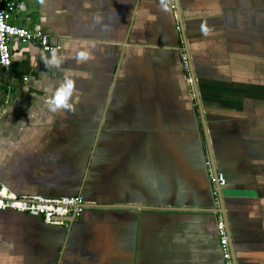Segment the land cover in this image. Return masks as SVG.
I'll use <instances>...</instances> for the list:
<instances>
[{
	"label": "crops",
	"instance_id": "crops-1",
	"mask_svg": "<svg viewBox=\"0 0 264 264\" xmlns=\"http://www.w3.org/2000/svg\"><path fill=\"white\" fill-rule=\"evenodd\" d=\"M179 3L216 167L226 177L237 264H264V0ZM172 5L20 3L12 23L40 26L61 48L16 42L10 68L0 66L2 183L18 194H81L85 203L213 205ZM218 215L86 207L66 227L0 210V264H223Z\"/></svg>",
	"mask_w": 264,
	"mask_h": 264
},
{
	"label": "built area",
	"instance_id": "built-area-1",
	"mask_svg": "<svg viewBox=\"0 0 264 264\" xmlns=\"http://www.w3.org/2000/svg\"><path fill=\"white\" fill-rule=\"evenodd\" d=\"M22 1L24 0H0V66L6 70L12 64V52L16 42L36 43L45 52H53L61 48L60 44L52 42L51 33L45 31L40 26L30 28L26 25L12 23L11 16ZM172 7L175 8V5H172ZM176 28L180 30L179 23H177ZM180 56L183 68L189 73L190 61L184 48L181 50ZM187 81L192 85L190 76H188ZM191 91L193 92L192 87ZM3 109L4 107L0 108V122ZM209 178L213 185L212 192L215 203L218 206L216 185H224L226 177L221 172L216 176L210 170ZM85 208V201L81 194L60 197H48L41 194H18L0 181V210H15L30 213L40 217L47 224L65 225L67 227L70 223L65 217L74 214L77 219ZM216 225L223 263L234 264L226 224L221 214L218 215Z\"/></svg>",
	"mask_w": 264,
	"mask_h": 264
},
{
	"label": "water",
	"instance_id": "water-1",
	"mask_svg": "<svg viewBox=\"0 0 264 264\" xmlns=\"http://www.w3.org/2000/svg\"><path fill=\"white\" fill-rule=\"evenodd\" d=\"M174 5H175V9H176L177 21L180 25V31L182 33V38H183V42L185 45L184 50H185V52L189 58V61H190L189 73H190V77L192 80L194 97H195V100L198 104L199 114H200L201 122L203 125L204 133H205L207 152L209 155V163L212 167V171H213L214 175L217 176L219 171L216 167L215 155H214V151H213V147H212V143H211V139H210V135H209V131H208V126H207L206 116H205V110H204V107L202 104V98L200 95L199 80H198V77L196 76L195 66H194V63L192 61V56H191L189 42H188V36H187L185 23H184V19H183V14H182V9H181V5L179 3V0H174ZM96 143H97V140L94 142V151L96 148ZM94 151H92V156H93ZM92 156L90 158V161L92 159ZM84 182H83V185H84ZM224 185H221V186L216 185V189L218 192L217 197H218L219 207H217L215 205L216 203H215L214 195L212 196L213 201L211 202V204H213V205H210L207 207L206 206L190 207V206L180 205V203L172 204V203H170V201H168V203H167L168 205H164V202H158V201L157 202L156 201L150 202V203H146V202H135L134 203V202H130V201L129 202L113 201V202L106 203V204L101 203V202L89 201L88 203H85V206L88 208H96V209L108 208L110 210L111 209H113V210L114 209L129 210V211L135 212L137 215L140 214L141 216H144L145 213H160V212H171V213H178V214H190L191 212H199L201 214L203 212L204 213L208 212V213H215L216 215H217V213H220L222 215L224 221H225V224H226L227 234L229 237V243H230L231 252H232V259H233L234 264H237L232 234L230 231L229 221H228V217H227V213H226V209H225V204H224V197L226 195H224L222 192V189L225 187ZM212 194H213V192H212ZM13 211H15V210H13ZM16 212H18V211H16ZM65 219L67 221H69V223L71 224V223H73V221H75L76 217L73 214V215H70L68 217H65ZM65 245H66V241L62 247V250H61L62 253L65 250V247H66ZM60 259H61V257H60ZM222 260H223V258H222Z\"/></svg>",
	"mask_w": 264,
	"mask_h": 264
},
{
	"label": "clouds",
	"instance_id": "clouds-1",
	"mask_svg": "<svg viewBox=\"0 0 264 264\" xmlns=\"http://www.w3.org/2000/svg\"><path fill=\"white\" fill-rule=\"evenodd\" d=\"M67 89H68V90L71 89V83L68 84ZM62 94H63L64 99H65V98H66V92H65L64 90L61 91V93L59 94V96H61ZM64 99H63V100H64Z\"/></svg>",
	"mask_w": 264,
	"mask_h": 264
},
{
	"label": "snow or ice",
	"instance_id": "snow-or-ice-1",
	"mask_svg": "<svg viewBox=\"0 0 264 264\" xmlns=\"http://www.w3.org/2000/svg\"><path fill=\"white\" fill-rule=\"evenodd\" d=\"M64 96L63 94L61 96L58 97V102H63Z\"/></svg>",
	"mask_w": 264,
	"mask_h": 264
},
{
	"label": "flooded vegetation",
	"instance_id": "flooded-vegetation-1",
	"mask_svg": "<svg viewBox=\"0 0 264 264\" xmlns=\"http://www.w3.org/2000/svg\"><path fill=\"white\" fill-rule=\"evenodd\" d=\"M40 218V217H39ZM40 220L42 221V219L40 218ZM65 226V225H64Z\"/></svg>",
	"mask_w": 264,
	"mask_h": 264
},
{
	"label": "trees",
	"instance_id": "trees-1",
	"mask_svg": "<svg viewBox=\"0 0 264 264\" xmlns=\"http://www.w3.org/2000/svg\"><path fill=\"white\" fill-rule=\"evenodd\" d=\"M0 103H1V101H0Z\"/></svg>",
	"mask_w": 264,
	"mask_h": 264
}]
</instances>
